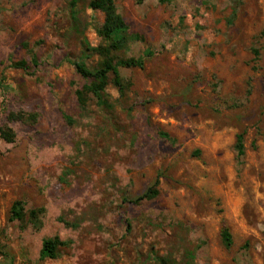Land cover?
Returning a JSON list of instances; mask_svg holds the SVG:
<instances>
[{
    "label": "rangeland",
    "instance_id": "obj_1",
    "mask_svg": "<svg viewBox=\"0 0 264 264\" xmlns=\"http://www.w3.org/2000/svg\"><path fill=\"white\" fill-rule=\"evenodd\" d=\"M91 1L0 0V128L16 135L0 138V264H264V0H114L139 36L116 57L145 68H120L123 94L108 75L82 111L74 63L105 20Z\"/></svg>",
    "mask_w": 264,
    "mask_h": 264
},
{
    "label": "trees",
    "instance_id": "obj_2",
    "mask_svg": "<svg viewBox=\"0 0 264 264\" xmlns=\"http://www.w3.org/2000/svg\"><path fill=\"white\" fill-rule=\"evenodd\" d=\"M161 3H167L169 0H158ZM77 0H73L72 6L75 7ZM90 7L95 10H99L104 13V24L98 29V35L103 41V44L96 48H92L87 45L82 58L74 63L76 73L87 83L78 89L75 93L77 103L82 111H85L88 107L91 98H94L98 102H102L105 97L106 89L108 86V75L112 77V85L123 94L124 86L120 73V68L123 69H140L145 68V60L143 58L135 59H118L116 54L122 50H125L130 41L139 39L138 35H133L130 32V27L123 19L121 15L117 13L114 0H92ZM97 57L99 59L98 68L91 70L87 65V60L91 57ZM152 52L146 51L145 57H151ZM32 63L34 66H38V58L34 54L32 56ZM12 68L29 71L30 67L26 61H18L12 63ZM31 116H28L22 112L10 113L8 115V123L10 122H22L25 123ZM68 123L72 124L73 120L66 116ZM166 136V135H164ZM0 138L8 143H12L15 138L14 130L8 125L0 128ZM236 148L240 157L245 154L244 138L243 135L237 136ZM158 181L154 187L147 190L142 196L137 199L131 200L133 204H139L145 200L154 199L158 195L156 189ZM34 214V212L32 213ZM36 217V215L34 214ZM25 218V210L21 202H16L11 209V221H22ZM223 240L227 247H230L233 243L232 235L228 229H224L222 232ZM63 245L58 236L50 237L42 242V247L39 255L41 261L56 260L59 255V248Z\"/></svg>",
    "mask_w": 264,
    "mask_h": 264
}]
</instances>
